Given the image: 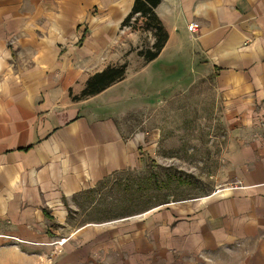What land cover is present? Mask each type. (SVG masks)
<instances>
[{"label": "crops", "instance_id": "0c3cea01", "mask_svg": "<svg viewBox=\"0 0 264 264\" xmlns=\"http://www.w3.org/2000/svg\"><path fill=\"white\" fill-rule=\"evenodd\" d=\"M134 3L0 0V264H264V0H161L169 39L150 62L138 50L153 32L122 26ZM162 57L172 75L147 87ZM124 62V79L75 98ZM181 67L216 127L217 184L107 215L108 180L160 160L147 90H177Z\"/></svg>", "mask_w": 264, "mask_h": 264}, {"label": "rangeland", "instance_id": "374dc122", "mask_svg": "<svg viewBox=\"0 0 264 264\" xmlns=\"http://www.w3.org/2000/svg\"><path fill=\"white\" fill-rule=\"evenodd\" d=\"M150 39L151 36L143 35L140 42L143 40V45L148 47ZM167 61L159 58L143 72L142 79L147 87L151 86L152 77H155L153 86H157L159 81L172 75L170 71L158 73ZM183 71L184 67L179 68L182 81L177 84V90L167 89L161 94L147 90L145 126L161 130L160 160L148 158L143 168L116 174L108 180L106 189L97 196L99 207L107 211V215L137 213L164 202L205 195L214 190L217 174L224 164L216 139L208 138L209 132L216 127L209 123L208 133L203 130L201 118L209 107L197 105L200 100L193 99L192 91L185 89L189 80ZM170 96L173 98L168 101ZM159 100H162L160 106Z\"/></svg>", "mask_w": 264, "mask_h": 264}, {"label": "trees", "instance_id": "16d2710c", "mask_svg": "<svg viewBox=\"0 0 264 264\" xmlns=\"http://www.w3.org/2000/svg\"><path fill=\"white\" fill-rule=\"evenodd\" d=\"M160 2L161 0H135L132 11L122 23L123 27L132 26L134 29H143L153 32L155 36L154 43L148 47L143 46L138 50V53L143 56L147 62L159 56L169 39V34L163 22L155 12V8ZM140 19L143 20V23L138 25ZM127 68L128 63L124 62L116 66H109L105 70L94 74L87 81V85L80 97L76 96L75 98H84L100 93L115 82L124 79Z\"/></svg>", "mask_w": 264, "mask_h": 264}, {"label": "built area", "instance_id": "2783aa9c", "mask_svg": "<svg viewBox=\"0 0 264 264\" xmlns=\"http://www.w3.org/2000/svg\"><path fill=\"white\" fill-rule=\"evenodd\" d=\"M197 28H198V25L196 23L192 22L189 24V30L190 31H196Z\"/></svg>", "mask_w": 264, "mask_h": 264}]
</instances>
